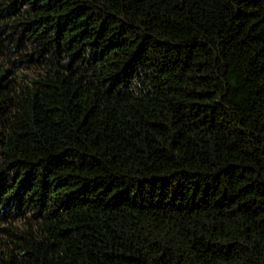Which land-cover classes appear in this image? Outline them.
Instances as JSON below:
<instances>
[{"label":"trees","instance_id":"16d2710c","mask_svg":"<svg viewBox=\"0 0 264 264\" xmlns=\"http://www.w3.org/2000/svg\"><path fill=\"white\" fill-rule=\"evenodd\" d=\"M0 264H264V0H0Z\"/></svg>","mask_w":264,"mask_h":264}]
</instances>
